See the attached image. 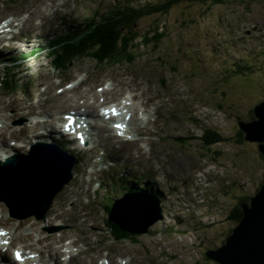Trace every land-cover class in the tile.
Segmentation results:
<instances>
[{"label": "rangeland", "instance_id": "rangeland-1", "mask_svg": "<svg viewBox=\"0 0 264 264\" xmlns=\"http://www.w3.org/2000/svg\"><path fill=\"white\" fill-rule=\"evenodd\" d=\"M115 1L0 0V22L6 17L18 16L12 33L0 38V60L11 63L8 58L16 53L23 55L35 49L33 46L46 48L40 55L12 66L22 84L21 91L10 94L0 89V123L11 126L6 132L8 144L13 139L12 129L19 132L24 123L31 125L38 117L14 115V109L17 113L20 108L16 99H26L32 92L35 93L33 102L40 99V104L47 103L48 122L52 124L60 120L58 112H67L73 105L70 102L81 100L82 93L89 90L91 96L93 93L96 98L109 96L108 100L120 99L124 94L131 96L140 117L132 131L140 128L143 132L139 133L142 137L138 136V130L137 134H132L140 139L139 143L127 141L122 148L104 142L103 134L95 138L94 144L102 143L100 151H106L115 164L109 172L95 179H88L80 171L96 159L99 154L96 147L77 150L82 159L77 166V176L56 196L44 220L25 217L29 213L13 216L8 203L0 197V224L13 236L12 247H42L47 259L49 251L43 246L48 244V235L57 237L60 244L70 238L77 239L75 248L83 249L73 264H101L103 261L122 264L125 259V264H219L205 252L221 246L231 233L237 225L233 218L237 214L234 213L236 204L241 197L256 194L264 174V157L259 145L241 138L239 124L240 120L252 121L254 106L264 99V9L254 12L263 4L254 3L251 11L245 10L238 0L223 5L183 1L175 4L165 16L140 21L142 30L159 25L166 28L167 35L161 46L138 45L140 50L134 53L137 58L133 63L98 64L92 57L83 56L73 61L67 70H55L48 56V39L59 34L65 22H80ZM118 1L139 5L158 0ZM43 13L48 16H41ZM3 66L0 64V76ZM79 80L84 82L76 83V89L66 96L64 92L59 93L64 81ZM102 88L114 89L117 94L103 95ZM93 121L98 122L96 118ZM16 122L22 124L16 125ZM46 128L50 127L44 124L39 131ZM208 130H217L224 139L207 147L201 135ZM32 136L29 135L31 144L35 141ZM63 141L65 143L66 139ZM137 146L143 148V154ZM125 164L131 166L126 170L131 176L129 180L121 179ZM144 170L160 190L162 218L159 219L160 214L149 231L117 241L107 228L105 205L112 204L110 198L121 197L126 185L133 186L131 182L139 183L140 187L147 184V179H141L140 175ZM59 207L66 209V215L60 218L54 214ZM84 212L88 214L86 221L82 220ZM117 217L123 222L128 216ZM139 219L146 221L147 218L140 216ZM56 221L65 228L53 229L58 226ZM49 243L52 245L54 241ZM6 254L11 259L12 249Z\"/></svg>", "mask_w": 264, "mask_h": 264}, {"label": "trees", "instance_id": "trees-1", "mask_svg": "<svg viewBox=\"0 0 264 264\" xmlns=\"http://www.w3.org/2000/svg\"><path fill=\"white\" fill-rule=\"evenodd\" d=\"M183 1H193L205 4L204 2L212 3L213 5H223L231 2L230 0H158L157 2H147L145 4L134 5L133 2L115 1L103 11H99L96 15H92L84 20L76 23H65L64 30L57 36L49 39L48 42V56L51 57V62L55 70H67L73 61L83 57L89 56L96 60L98 64L108 63L112 61L125 62L127 64L133 63L140 49L138 45L144 48L161 46L167 33L163 26H147L145 30L141 29L140 21L147 17H155L158 15L165 16L170 12L175 4ZM46 49V48H45ZM32 50L25 52L23 55L12 56L13 59L20 58L22 60L36 57L45 50ZM19 65V62H12ZM21 82L18 78V73L13 71V67L9 64L3 66V75L0 76V87L7 92H14L20 88ZM264 100V99H262ZM261 100V101H262ZM255 107V106H254ZM254 117V108L251 112ZM241 121V120H240ZM239 121V122H240ZM241 138L245 133L240 131ZM203 143L207 147L221 142L224 137L217 130H208L207 134L201 135ZM131 176L121 177L123 180H129ZM135 187L125 186L122 193L136 192L147 190L155 196H161L158 186L154 182L147 180V184L140 187L138 183L134 182ZM117 187V184H114ZM261 186V183H260ZM251 196L246 195L240 198L236 204L234 213L237 214L233 217L238 223L243 216L240 208L241 202L249 201ZM113 199V200H112ZM116 198H110L112 204L106 203L105 210L109 213L113 202ZM107 228L112 236L117 241H123L133 238L138 234H131L123 232L118 228V224L110 221L106 217ZM130 236V237H129ZM225 239L221 245H223ZM217 248V247H216ZM210 249L206 250V252ZM206 256L208 257L207 253ZM209 258V257H208Z\"/></svg>", "mask_w": 264, "mask_h": 264}, {"label": "water", "instance_id": "water-1", "mask_svg": "<svg viewBox=\"0 0 264 264\" xmlns=\"http://www.w3.org/2000/svg\"><path fill=\"white\" fill-rule=\"evenodd\" d=\"M239 124L245 133V139L256 141L260 153L264 157V100L254 107V119L252 121L243 120ZM36 156L40 159L36 165H40L38 169L42 177V185L37 193L40 198L34 200L33 204L38 205L35 213L41 219L46 216L48 209L52 206L57 192L72 178L71 171L75 158L59 145L39 143L34 145L30 156L25 158L14 157L0 167L5 168L12 164V166L20 165L24 169V165L19 164V159L28 163L33 161ZM56 163L61 169V175L56 174V169L53 170ZM12 180L17 183L20 177H13ZM22 207V203L18 201L13 210L21 216ZM240 208L243 216L231 233L226 236L224 244L215 249H210L206 253L210 259L219 264H264V174L256 194L252 195L249 201L241 202ZM148 212L150 215L147 214ZM117 215H127L128 217H125L127 221L122 222ZM140 216H145L146 221H140ZM158 216H160L159 219L162 218L159 199H154L153 196L145 192H136L134 194L126 193L122 197L116 198L108 219L118 224L124 232L141 234L149 231L150 226Z\"/></svg>", "mask_w": 264, "mask_h": 264}, {"label": "bare ground", "instance_id": "bare-ground-1", "mask_svg": "<svg viewBox=\"0 0 264 264\" xmlns=\"http://www.w3.org/2000/svg\"><path fill=\"white\" fill-rule=\"evenodd\" d=\"M59 10V9H58ZM29 13V12H28ZM28 13L26 14V15H28ZM31 13V12H30ZM38 13H40V11H38ZM50 14V13H49ZM64 14V13H63ZM40 15V14H39ZM29 16V15H28ZM41 16H44V17H47L48 16V14L47 13H43ZM16 17H18V16H16ZM27 17V16H26ZM20 18V17H19ZM3 19V18H2ZM21 20V19H20ZM34 20V19H33ZM15 21L16 20H10L9 22H8V25H6V26H3L2 27V29L0 30V38L1 37H3V36H5V33H7L8 31H9V28L11 27V26H13L14 24H15ZM30 21V20H29ZM20 22V21H19ZM17 23V22H16ZM22 23V22H21ZM28 23V22H27ZM66 23V22H65ZM23 24V23H22ZM40 24V23H39ZM38 24V25H39ZM18 25V24H17ZM19 26V25H18ZM26 28V27H25ZM29 28V27H28ZM29 30V29H28ZM63 30H64V28H63ZM63 30H61L60 29V33L63 31ZM59 33V34H60ZM59 34H57V35H59ZM56 35V36H57ZM14 37V36H13ZM55 37V36H54ZM50 38H52V37H50ZM49 38V39H50ZM49 39H48V41H47V43H46V46L48 47V42H49ZM3 40V39H2ZM33 47H35V49L36 50H40V49H42V47H44V46H42V47H40V46H33ZM35 49H32V50H35ZM31 50V51H32ZM31 51H29V52H31ZM21 53V52H20ZM20 53H16L15 55H19ZM12 62H20V61H22V59H20V58H17V59H12L11 60ZM3 62H5V61H3ZM11 62V64H13ZM76 77V76H75ZM124 79H126V78H124ZM127 80V79H126ZM79 83V82H78ZM123 83H124V81H123ZM125 84V83H124ZM78 85V84H77ZM136 88V90L137 91H140L141 89H139L138 87H135ZM76 89V88H75ZM96 89V88H95ZM70 91H71V89L70 88H66L63 92L64 93H66V94H64L63 96H66L68 93H70ZM90 91V90H89ZM89 91H87V92H85V93H82V98H81V100H78L76 103H74L73 101L72 102H70L71 104H73L72 105V107H74V108H77V107H84L85 108V110L81 113L82 115H84V116H88V115H90V114H92L93 112H94V109H98L99 107H100V103H99V100L98 99H96L95 101H91V94L89 93ZM106 93H108V89H104V92H103V95H105ZM43 94V93H42ZM113 94V93H112ZM117 94V93H116ZM39 95V94H38ZM72 95H74L73 93H72ZM95 94L93 93V96H94ZM43 97V96H42ZM73 97V96H72ZM81 97V96H80ZM38 98V97H37ZM71 98V97H70ZM74 98V97H73ZM68 99V98H67ZM75 99H76V97H75ZM132 99H133V97H132ZM72 100V99H71ZM70 100V101H71ZM134 100V99H133ZM136 100V99H135ZM16 101L18 102V99H16ZM37 101V100H36ZM45 101V100H44ZM66 103H68V101L66 102ZM63 104V103H62ZM18 105H20V108H19V111L16 113V114H22V115H29V113L27 112V105L25 104V103H19ZM60 105V104H59ZM127 106H128V104H126ZM29 106H30V108H31V104H29ZM64 106V105H63ZM136 107V106H135ZM44 110H46V108L44 109ZM130 111V110H129ZM36 112V111H35ZM1 113V112H0ZM64 113H67V112H62V115L64 114ZM2 114V113H1ZM4 115V114H3ZM97 116H99L100 117V115L99 114H97ZM140 118V117H139ZM132 119H133V121H135L136 120V118L135 117H132ZM52 120V119H51ZM3 121H5V120H3ZM56 121V120H55ZM6 122V121H5ZM4 122V123H5ZM2 124V123H1ZM52 124V123H51ZM140 124H142V123H140ZM42 124L40 123V120H37L35 123H33V125H31L33 128L32 129H30L31 128V126L29 127V126H27V125H24L23 126V130H25V133L21 136L22 138H24V141L26 142V143H29V141L28 140H26L25 138H26V132H36L38 129H39V127L41 126ZM103 126H104V124H103ZM102 126V127H103ZM11 127V126H10ZM109 128V127H108ZM140 129V128H139ZM40 130V129H39ZM54 130V129H53ZM55 131H57L58 132V129H55ZM108 131H109V136H116L114 133H113V131H112V128H109L108 129ZM143 133V132H142ZM141 133V134H142ZM138 134H139V131H138ZM195 134V133H194ZM152 135V134H151ZM191 135V134H190ZM34 136V135H33ZM32 136V137H33ZM36 136L37 137H40V132H37V134H36ZM31 137V138H32ZM142 137V136H141ZM8 138V137H7ZM103 139V138H102ZM190 139V138H189ZM193 139V138H192ZM133 140H134V142H136L137 141V143H139L138 142V138H133ZM155 140V139H154ZM31 141V140H30ZM10 142V141H9ZM32 142V141H31ZM105 142V141H104ZM127 142V141H126ZM31 144V143H30ZM94 144V143H93ZM92 144V145H93ZM95 145V144H94ZM129 146V145H128ZM136 149L137 150H139L140 152H141V154H143V148H139L138 146L136 147ZM16 150H18V147H12V151H10V150H5V148H2V150L0 149V161H3V160H5L6 159V157L7 156H9V155H11L12 153H14V152H17ZM128 150V149H127ZM147 152V151H146ZM132 153V152H131ZM135 156V155H134ZM172 162V161H171ZM183 162V161H182ZM158 163H160V162H158ZM175 163V162H174ZM185 163V162H184ZM167 165V164H166ZM203 166V165H202ZM206 180V179H205ZM197 181V180H196ZM210 181V180H209ZM201 182V181H200ZM187 183V182H186ZM190 183V182H189ZM201 183H203V182H201ZM85 184V183H84ZM20 185V187H21V189H22V191L24 190V188L27 186V184L25 183V184H19ZM82 185V184H81ZM184 185V184H183ZM189 185V184H188ZM82 189V188H81ZM188 189V188H187ZM16 190H19L17 187H16ZM72 190V189H71ZM182 190V189H181ZM21 191H18V193H20ZM185 192V191H184ZM74 196V195H73ZM187 196V195H186ZM63 198V197H62ZM201 198V197H200ZM65 199V198H64ZM74 200V199H73ZM60 203V202H59ZM65 203V202H64ZM66 205V204H65ZM72 205V204H71ZM78 206H79V204H78ZM60 208V207H59ZM58 209V208H57ZM75 211V210H74ZM71 212V211H70ZM1 211H0V219L2 218L1 217ZM72 213H74V212H72ZM89 213V212H88ZM54 214H55V217H63L64 215H66V209L65 208H60L59 210H55V212H54ZM90 214V213H89ZM52 215V214H51ZM68 215V214H67ZM78 217V216H77ZM79 217H80V215H79ZM83 217H84V219H82V220H84V221H86L87 219H88V214H87V212H84L83 213ZM91 218V217H90ZM76 219V218H75ZM79 220H81L80 218H78ZM56 220V219H55ZM68 221V220H67ZM90 222V221H89ZM58 222L56 221L55 222V224H57ZM90 224V223H89ZM93 225V224H92ZM1 228H3V229H6V233L5 234H3L2 236H0V238L2 237L3 239H10L11 240V243L13 242L12 241V239H13V236H11V234L7 231V228H4V227H1ZM100 228V227H99ZM13 230V229H12ZM15 230V229H14ZM93 230V229H92ZM33 235V234H32ZM31 237V236H30ZM130 237V236H129ZM47 238H49V240H47V242H48V244H44V247L48 250V251H51V252H54V254H52V253H50V259H55V264H73V261H72V259L76 256V251L74 250V245H76L77 244V242H78V240L77 239H75V238H70V240H68L67 242H65V243H62V244H60L59 243V240L57 241V237H54V236H52V235H48L47 236ZM54 241V243L51 245L49 242H51V241ZM88 241V240H87ZM39 242H40V239H39ZM9 245H10V242H9V240L8 241H5V240H3V241H0V252H1V256H0V264H16V262H15V260H14V262L12 261V260H7L8 259V256H7V254H6V250L8 249V247H9ZM16 246V245H15ZM80 246V245H79ZM14 247V246H13ZM83 247V246H82ZM85 247V246H84ZM23 248H25L26 249V247H23ZM79 249L81 248V246L80 247H78ZM83 249V248H82ZM82 249H80L79 250V252L78 253H80L81 252V250ZM11 250V249H10ZM36 251H38V252H40V256H39V261L37 262V264L39 263V262H41L42 260V258L44 257L43 255H42V251L41 250H38V249H36ZM33 252V251H32ZM61 252V253H60ZM86 252V251H85ZM84 252V253H85ZM44 253V252H43ZM121 254H123V253H121ZM38 255V254H37ZM66 255V257L69 255V259L68 258H62V256H65ZM82 255V254H81ZM25 256H28V253L27 252H24V257ZM104 256V255H103ZM109 256V255H108ZM7 258V259H6ZM81 258V257H80ZM104 258V257H103ZM124 258V257H123ZM130 258V257H129ZM138 258V257H137ZM141 258V257H140ZM50 259H47V258H45L44 259V262H45V264H48V261L50 260ZM114 259V258H113ZM104 260V259H103ZM126 260V259H125ZM33 261L34 260H32L31 258H29V264H32L33 263ZM98 261V260H97ZM121 261V260H120ZM75 262V261H74ZM78 262V261H77ZM86 262V261H85ZM84 263V262H83ZM127 263V262H126ZM85 264H87V263H85ZM102 264V263H101ZM105 264V263H104ZM112 264H114V263H112ZM115 264H116V262H115Z\"/></svg>", "mask_w": 264, "mask_h": 264}, {"label": "snow or ice", "instance_id": "snow-or-ice-1", "mask_svg": "<svg viewBox=\"0 0 264 264\" xmlns=\"http://www.w3.org/2000/svg\"><path fill=\"white\" fill-rule=\"evenodd\" d=\"M104 113H105V115H108L109 113H111V114H113V115H118V114H119L118 111H117V109H116L115 107H113V108H111V109H105V110H104ZM66 119L69 121V125H66V127H68V126H70L72 123H74L73 118H72L71 115H69L68 117H66ZM115 127H117V128H122L123 125L117 124V125H115ZM16 259H17V260H20V259H21V254H20L19 252L16 253Z\"/></svg>", "mask_w": 264, "mask_h": 264}, {"label": "flooded vegetation", "instance_id": "flooded-vegetation-1", "mask_svg": "<svg viewBox=\"0 0 264 264\" xmlns=\"http://www.w3.org/2000/svg\"><path fill=\"white\" fill-rule=\"evenodd\" d=\"M238 1L242 3V6L245 8V10L250 9L251 11H253L254 9L252 8V5L254 3L263 4V6L260 9H257V11L254 12H260L264 9V0H238ZM245 10H240V11H245Z\"/></svg>", "mask_w": 264, "mask_h": 264}]
</instances>
